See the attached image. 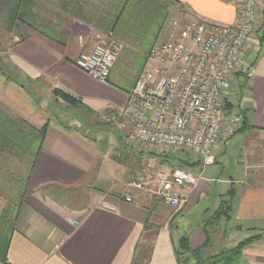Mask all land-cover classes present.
Listing matches in <instances>:
<instances>
[{
	"label": "crops",
	"instance_id": "1",
	"mask_svg": "<svg viewBox=\"0 0 264 264\" xmlns=\"http://www.w3.org/2000/svg\"><path fill=\"white\" fill-rule=\"evenodd\" d=\"M22 8L18 15L27 26L19 29L25 40H16L9 73L0 74V107L15 117L11 120L27 126L16 128L18 133L39 136L31 151L28 145L15 146L21 149L22 162L17 161L25 165L26 176L0 178L4 264H195V252L206 261L246 241L235 261L264 264V12L255 43L226 94V114L240 116L241 127L217 146L203 181L180 191L186 203L171 209L158 201L127 204L118 198L135 180L143 160L151 171L162 169L165 175L182 160L189 161L187 171L197 173L199 163L185 153L182 158L146 156L126 146V129L107 120L125 103L135 80L126 72L135 69L145 40H152L150 49L164 38L168 14L182 23L233 26L235 4L32 0ZM110 38L124 47L102 84L74 61ZM55 89L77 106L53 100ZM55 101L67 109V116L51 109ZM90 128L104 136V143L93 139ZM149 184L154 186L152 178ZM108 199L115 210L102 208ZM227 205L231 209L225 212ZM182 239L190 247L188 261L182 256Z\"/></svg>",
	"mask_w": 264,
	"mask_h": 264
},
{
	"label": "built area",
	"instance_id": "2",
	"mask_svg": "<svg viewBox=\"0 0 264 264\" xmlns=\"http://www.w3.org/2000/svg\"><path fill=\"white\" fill-rule=\"evenodd\" d=\"M224 1L235 4L236 24L171 21L164 38L149 49L146 67L125 93V103L115 107L107 120L126 129L127 142L146 156L189 154L201 170L191 173L174 167L165 175L162 169L151 171L143 160L120 201H158L171 209L185 204L180 191L203 181L217 146L240 129L241 117L226 114V94L245 52L255 43L264 0ZM121 50L116 40L101 39L74 65L106 84ZM151 178L154 186L149 184ZM103 202L102 208L115 210L113 202Z\"/></svg>",
	"mask_w": 264,
	"mask_h": 264
},
{
	"label": "rangeland",
	"instance_id": "3",
	"mask_svg": "<svg viewBox=\"0 0 264 264\" xmlns=\"http://www.w3.org/2000/svg\"><path fill=\"white\" fill-rule=\"evenodd\" d=\"M173 20H176V18L174 16L168 14V17H167L168 26H169V23L171 21H173ZM20 26H27V25L24 22L23 23L16 22V26L14 27V30L13 29L10 30L9 27H8L7 13H6L5 10L1 11V13H0V72L1 73H3V71H4V73L5 72L9 73L8 70L10 68H8V67L11 66L10 62H13V59H14L13 55H11L13 53L12 46H14V44L16 43V40L21 42V41H23L25 39V37H24L25 34H22L20 29H19ZM151 41L152 40H145L144 45L140 49L143 52V54L139 55L137 57L135 63L133 64V68H135V69L134 70L131 69L130 71L126 72L127 73V77H129V78L135 77V80H136V78L143 72L144 68L146 67V61H147V59H146L147 55H145V52L148 51L149 43ZM118 43L121 44L122 50H123L124 45L122 44V42L118 41ZM122 50H121V53H122ZM121 53H120V55H121ZM144 60H145V62H144ZM5 64H8L9 66H7L5 68ZM137 69H140V70L137 71ZM56 91H57V89L53 90L52 94L54 95ZM53 100L63 101L59 97H54V96H53ZM57 101L54 102L55 105L53 104V107L51 109L54 110V111H57L58 114L61 113V116L65 115V114L67 116V114H68L67 111H66L67 109H65V110L62 109V106L60 104H58ZM80 112L81 111H77V114L80 113ZM0 113L2 115L1 118H0L2 122H5L6 118L7 119H11V117L15 118L13 115L9 114L7 112V110H4L1 107H0ZM73 113H74V111H72V114L70 113V117L71 118H72V116H74ZM73 118H75V117H73ZM12 120H14V119H12ZM5 123H8V122H5ZM0 124H1V122H0ZM1 126H3V124ZM23 126H25V125H23ZM25 127H27V126H25ZM16 131L17 130H15V128H13L11 130V132L8 130V132H10L12 134H17L18 131L17 132ZM89 133L93 137V139H95V140L98 139L100 143H104V141H103L104 140V136H101V137L98 136V133L95 130V128H90L89 129ZM91 136H89V137L91 138ZM124 141H125L126 146L129 147L130 144L127 142V135H125V140ZM9 142H10V140H9ZM20 151H21V149L16 150V147H11L9 143H5L4 141L2 142L0 140V178H12L13 180H15L16 178H23L24 176H26V167H23L25 165L19 164V162H22L21 158H18V154H19ZM176 155H178V157H180V158L183 157L181 153L175 154L174 156H176ZM7 156H9L10 159ZM174 156L172 155V157H174ZM17 159H19V162L17 161ZM16 180H18V179H16ZM110 202L112 203V201H110ZM207 263L208 262H203L202 264H207ZM231 264H240V263H237L234 260V261L231 262Z\"/></svg>",
	"mask_w": 264,
	"mask_h": 264
},
{
	"label": "trees",
	"instance_id": "4",
	"mask_svg": "<svg viewBox=\"0 0 264 264\" xmlns=\"http://www.w3.org/2000/svg\"><path fill=\"white\" fill-rule=\"evenodd\" d=\"M32 0H0V13L1 11H6L7 13V17H8V27L10 30H14V27L16 26V22H20L23 23V19L20 15H18V12H20L21 14L23 9H21V7H23L24 5L29 7L31 5ZM24 39V38H23ZM22 39V40H23ZM25 40V39H24ZM1 73V72H0ZM54 97H59L60 99H62L65 104L71 106V107H76L77 103L74 99H72L71 97H69L68 95L56 91L55 94L53 95ZM1 113H0V118H1ZM0 140L5 143H9L11 147H15L16 145H20L25 147L26 145L28 149V151L32 150V146L31 143H36V141H38L37 136H34L33 134H24V133H17V134H12L10 133L11 130L13 128H17V130H19V128L23 127L26 128L25 126H23L24 124L18 120H11V119H7L5 120V122H2L0 119ZM3 124V126H1ZM8 130L10 132H8ZM42 136V132L40 133V137ZM39 138V137H38ZM8 140V141H7ZM10 140V142H9ZM189 161H185L182 160L179 162V168H183L186 170V166L188 165ZM186 165V166H185ZM230 206L227 205L225 208V212L230 211ZM227 217H229L228 213H227ZM248 243V241L246 242H242L241 244H239L234 250L231 251H226L223 252L215 257L210 258L209 260L206 261H202L201 258H199L197 256V253H193L192 256V260L194 262L195 258H196V263L195 264H202L203 262H208L207 264H231L232 261H234L240 254L242 248ZM180 245L181 248H183V253L182 256L185 257V261L189 260V256H190V247L188 244V240L187 239H182L180 241ZM195 257V258H194ZM0 262L2 264H4V256H2L0 258Z\"/></svg>",
	"mask_w": 264,
	"mask_h": 264
}]
</instances>
